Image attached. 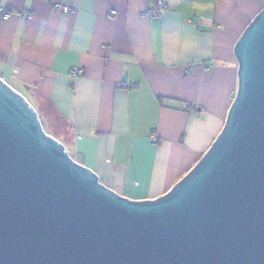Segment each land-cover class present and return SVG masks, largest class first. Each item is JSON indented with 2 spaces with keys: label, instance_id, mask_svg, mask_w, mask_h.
<instances>
[{
  "label": "crops",
  "instance_id": "crops-1",
  "mask_svg": "<svg viewBox=\"0 0 264 264\" xmlns=\"http://www.w3.org/2000/svg\"><path fill=\"white\" fill-rule=\"evenodd\" d=\"M162 1L150 18L149 0H0L16 11L0 23V78L61 118L72 158L135 201L167 193L219 134L237 88L234 44L264 6Z\"/></svg>",
  "mask_w": 264,
  "mask_h": 264
},
{
  "label": "water",
  "instance_id": "water-1",
  "mask_svg": "<svg viewBox=\"0 0 264 264\" xmlns=\"http://www.w3.org/2000/svg\"><path fill=\"white\" fill-rule=\"evenodd\" d=\"M219 134L164 195L104 186L0 78V264H264V6Z\"/></svg>",
  "mask_w": 264,
  "mask_h": 264
},
{
  "label": "built area",
  "instance_id": "built-area-1",
  "mask_svg": "<svg viewBox=\"0 0 264 264\" xmlns=\"http://www.w3.org/2000/svg\"><path fill=\"white\" fill-rule=\"evenodd\" d=\"M149 2H150V6L146 9L145 16H148L150 18L159 17L168 7L167 4L162 0H149ZM61 9L63 13L69 12L68 7H62ZM13 13H16V11L13 10V8H11L10 6H5V5L0 6V23L9 20V18L12 16ZM20 15H23V14L21 13ZM115 15H116V11L113 9H108L105 13V17L111 21L114 20ZM24 16L26 17L27 22H29L32 19V16L29 14H25ZM80 73H81L80 68H74L71 70L70 75L77 76ZM118 87L130 88L131 86L130 85L126 86L124 84H118ZM153 140L154 141L157 140L155 136H153Z\"/></svg>",
  "mask_w": 264,
  "mask_h": 264
},
{
  "label": "rangeland",
  "instance_id": "rangeland-1",
  "mask_svg": "<svg viewBox=\"0 0 264 264\" xmlns=\"http://www.w3.org/2000/svg\"><path fill=\"white\" fill-rule=\"evenodd\" d=\"M36 108L39 111L40 121L44 131L59 140L64 145V135L66 134L64 124L60 120L55 119L53 116H47L42 107L39 108V106H36Z\"/></svg>",
  "mask_w": 264,
  "mask_h": 264
},
{
  "label": "trees",
  "instance_id": "trees-1",
  "mask_svg": "<svg viewBox=\"0 0 264 264\" xmlns=\"http://www.w3.org/2000/svg\"><path fill=\"white\" fill-rule=\"evenodd\" d=\"M24 95V97L29 101V103L36 109V111H37V113L39 114V111L37 110V108H36V106L37 105H35V103H34V101H32L31 99H30V97L28 96L29 94H23ZM40 108V107H39ZM43 108V110H44V113L47 115V116H53L55 119H57V120H60L61 121V118H59V117H56V116H54V114H51V112H50V110L48 109V108H44V107H42ZM39 118H40V114H39ZM62 122V121H61ZM63 123V122H62ZM64 124V123H63ZM64 128H65V131H66V133H68V131H67V129H66V127H65V125H64ZM65 136V135H64Z\"/></svg>",
  "mask_w": 264,
  "mask_h": 264
}]
</instances>
